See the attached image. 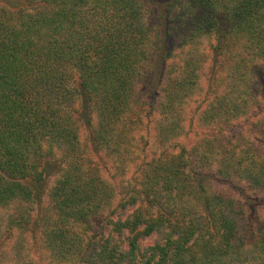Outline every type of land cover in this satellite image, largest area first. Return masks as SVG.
I'll list each match as a JSON object with an SVG mask.
<instances>
[{
  "label": "trees",
  "instance_id": "obj_1",
  "mask_svg": "<svg viewBox=\"0 0 264 264\" xmlns=\"http://www.w3.org/2000/svg\"><path fill=\"white\" fill-rule=\"evenodd\" d=\"M254 196L264 0H0V208L26 205L10 264L39 235L53 264H264Z\"/></svg>",
  "mask_w": 264,
  "mask_h": 264
},
{
  "label": "rangeland",
  "instance_id": "obj_2",
  "mask_svg": "<svg viewBox=\"0 0 264 264\" xmlns=\"http://www.w3.org/2000/svg\"><path fill=\"white\" fill-rule=\"evenodd\" d=\"M155 4L160 7L166 3V0H153ZM162 9V8H160ZM151 16H149L150 18ZM230 62H227V65L224 69L221 70V77L225 78L226 77V70L229 66ZM261 71L259 68L257 69V72ZM256 72V73H257ZM155 74L151 75L150 79H154ZM141 86V85H140ZM157 119L151 121H147L143 127L144 131H148L149 133H144L145 138H150L152 137L151 135L153 134V129L152 127L155 125ZM152 129V130H151ZM54 176H47V180L43 182L42 184L39 185L37 189V201H36V209L34 210L31 218L34 221H38L40 218H46V217H51L53 214L52 212V204L50 201V198L48 196L49 194V189L53 186V183L55 181ZM255 200L249 201L251 203L252 207H257L259 208L258 210L261 212H264V202L259 201L255 196ZM16 206V205H15ZM12 206L9 208H0V210H5L3 212V215L0 214V264H10V261L12 260L13 256H17V250L15 249V243L12 242L9 245L5 246L3 243V238L6 236H10L9 234H5L4 231L5 229L11 228L9 223L11 222L12 224V218L14 214L17 216V213H22L21 210L26 207V205H21V206ZM9 209V210H8ZM28 214L31 212V210H28ZM9 213H13L10 217L8 216ZM155 238H145L143 239L144 245L148 246L154 242ZM2 241V242H1ZM29 245L28 250H26L28 254V259L32 260V264H53L52 259H54V256L48 255L47 252L45 251V248L43 247L41 240H40V235L38 236L37 242L35 244L30 243L29 241L27 242Z\"/></svg>",
  "mask_w": 264,
  "mask_h": 264
}]
</instances>
